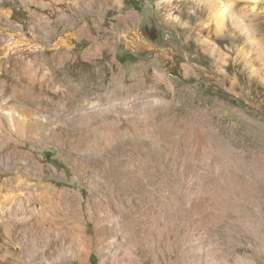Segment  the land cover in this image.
Returning a JSON list of instances; mask_svg holds the SVG:
<instances>
[{
  "label": "rangeland",
  "instance_id": "1",
  "mask_svg": "<svg viewBox=\"0 0 264 264\" xmlns=\"http://www.w3.org/2000/svg\"><path fill=\"white\" fill-rule=\"evenodd\" d=\"M127 224L264 264V0H0V264L120 261Z\"/></svg>",
  "mask_w": 264,
  "mask_h": 264
},
{
  "label": "bare ground",
  "instance_id": "2",
  "mask_svg": "<svg viewBox=\"0 0 264 264\" xmlns=\"http://www.w3.org/2000/svg\"><path fill=\"white\" fill-rule=\"evenodd\" d=\"M90 11H92V10H90ZM216 16H217V19H216L217 23L219 25H222L224 23V16H225L223 7H221V9L218 12V15H216ZM95 24L96 23L94 20H87V24L83 28L85 31H89V30H92L93 28H96ZM94 68H95V66H94ZM97 70L99 72H102L105 69L99 67V68H97ZM84 77L89 78V75L84 76ZM69 82H70V85L68 86V90L70 91L73 99H76L77 97L83 96L84 94L86 95L89 92L88 90H86L85 87H81V86H79V84H75L76 82H78V77H71ZM137 84H138V86L145 87V85L141 81H138ZM117 87L120 89H123V85L121 84V82L117 83ZM7 117L9 119L10 125L12 127L16 128L18 130V132L21 134L25 133L26 128H27L26 119L21 118V116L18 113L11 112V111H8ZM28 129L31 130V128H28ZM39 214L34 215V217L32 218L33 229H34V232L36 235L35 236L36 237V245H38V246H40V242L45 236V232L43 231L42 223H41L43 218L41 219L42 216H41V214L40 215ZM70 221H68V222H70ZM124 229H125V231H124L125 234H124L123 238H124L125 242L126 241L128 242V245L130 244L129 245L130 247H128V245H127L128 248H126L127 250L125 249L126 250L125 254L123 253L124 258L121 257L123 259H121L120 261L118 258H117L118 260L116 259V260H109V261L104 258L102 260L101 264H140V262H141L140 257L142 255L141 253H143L142 250L147 251L148 247H150L149 249L150 250L152 249V251H151L150 255L147 256V258H145V260L149 259V257H150V260L152 262H154V264H179L178 258L176 257V254L174 251L172 252L171 255L169 253V256H167L166 252L164 251V249L162 247L160 239L157 241V242H159V244H153V242H152V245H153L152 246L148 241H143V239H141L140 230L135 229L134 231H131L130 224L125 225ZM138 239H139V242H141V244H139ZM76 247H78V246L76 245ZM123 252H124V250H123ZM144 264H146V262Z\"/></svg>",
  "mask_w": 264,
  "mask_h": 264
},
{
  "label": "trees",
  "instance_id": "3",
  "mask_svg": "<svg viewBox=\"0 0 264 264\" xmlns=\"http://www.w3.org/2000/svg\"><path fill=\"white\" fill-rule=\"evenodd\" d=\"M93 264H96V262H95V258H93Z\"/></svg>",
  "mask_w": 264,
  "mask_h": 264
}]
</instances>
